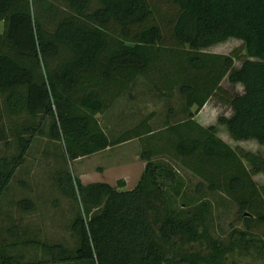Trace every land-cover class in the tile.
<instances>
[{
  "label": "trees",
  "instance_id": "16d2710c",
  "mask_svg": "<svg viewBox=\"0 0 264 264\" xmlns=\"http://www.w3.org/2000/svg\"><path fill=\"white\" fill-rule=\"evenodd\" d=\"M89 1L65 0L46 28L32 10L46 0H0V141L16 148L0 154V195L35 136L60 141L68 159L136 138L142 169L124 189L123 178L82 183L58 170L57 187L76 203L74 247L26 239L49 253L27 262L6 250L14 241L1 243L0 264H238L225 263L226 255L250 247L264 261V187L252 178L264 172V159L193 118L218 97L231 107L216 118L229 135L264 144V0H96L87 10ZM229 37L240 48L204 49ZM225 75L241 93L222 96ZM137 79L161 97L177 93L181 106L169 107L158 126L144 116L126 134L108 137L95 115ZM175 164L198 177L195 195ZM204 190L237 206L242 228L231 229L226 244L209 234ZM193 242L207 250H192Z\"/></svg>",
  "mask_w": 264,
  "mask_h": 264
},
{
  "label": "rangeland",
  "instance_id": "374dc122",
  "mask_svg": "<svg viewBox=\"0 0 264 264\" xmlns=\"http://www.w3.org/2000/svg\"><path fill=\"white\" fill-rule=\"evenodd\" d=\"M46 1L48 5L45 7H41L39 3L32 4V10L40 16L46 28H51L56 18L65 11V0ZM96 5V0H90L87 10ZM1 27L0 21V29ZM240 45L241 40L229 37L204 49L227 53L232 49L240 48ZM238 65L239 61L235 60L232 67L237 68ZM220 87L222 96L227 98L242 92V85L238 82H229L226 75L221 79ZM181 102L182 99L177 93L170 99L161 97L149 90L147 84L137 79L130 91L118 97L97 118L107 136L116 137L129 132L130 127L144 116L149 117L150 124L160 125L168 108H179ZM230 113L231 107L227 101L223 102L218 97L212 96L195 113V118L203 125L214 124L216 134L230 146L249 150L264 159V144L252 138H233L228 134L225 125L216 120L217 116H228ZM139 148L138 139L131 138L91 154L68 159L60 141L35 136L27 148L24 161L16 168L14 178L9 180L3 192L4 195H20L19 197L28 199L20 201L18 205L15 203L16 208L10 206L9 211L0 213V244L14 241L15 244L9 245L6 250L27 262L36 259L46 260L49 258V253L43 250L39 243H27L26 239L60 243L71 250L76 238L69 224L74 216L76 203L63 195L57 187L55 176L58 170L66 169L80 177L83 182L98 180L114 185L116 179L123 178L125 184L119 188H130L134 185L143 165V161L138 157ZM2 153L10 156L16 153V148L13 143L6 147L3 141H0V154ZM177 168L183 179V188L187 193H194L193 189L198 177L185 168L180 166ZM252 178L256 184L264 187V172L253 174ZM202 197L210 203L205 219L211 238L226 244L231 229L242 228V220L236 204L216 191L204 190ZM173 203L177 206L180 201L177 199ZM21 240L23 242H20ZM190 245L192 250L203 252L207 250L204 244L193 242ZM231 258L238 264H264L251 247L248 252L234 248L226 255L225 263Z\"/></svg>",
  "mask_w": 264,
  "mask_h": 264
},
{
  "label": "crops",
  "instance_id": "0c3cea01",
  "mask_svg": "<svg viewBox=\"0 0 264 264\" xmlns=\"http://www.w3.org/2000/svg\"><path fill=\"white\" fill-rule=\"evenodd\" d=\"M215 44V43H214ZM211 45H213V44H211ZM210 46V45H209ZM208 47V46H207ZM206 48V47H205ZM207 51H209V50H207ZM210 52H216V53H224V52H217V51H210ZM221 81V80H220ZM219 85H220V82H219ZM210 97H212V96H210ZM210 97H208L207 99H206V101L210 98ZM206 101L203 103V105L201 106V107H203L205 104H206ZM102 113L103 112H101V113H97L95 116H96V118H97V116L100 114V115H102ZM193 118L197 121V119L195 118V114H194V116H193ZM197 122H199V121H197ZM200 123V122H199ZM200 124H202V123H200ZM203 125V124H202ZM214 125V124H213ZM229 134V133H228ZM219 136V135H218ZM220 137V136H219ZM221 138V137H220ZM222 139V138H221ZM222 140H224V139H222ZM225 141V140H224ZM226 142V141H225ZM3 145H4V142H3ZM5 146V145H4ZM143 166V165H142ZM142 169V168H141ZM141 171V170H140ZM15 173H16V169H15V171H14V173L12 174V176H11V178L10 179H13L14 178V176H15ZM139 175V174H138ZM79 178V180L81 181V182H83L82 180H81V178L80 177H78ZM106 182V181H105ZM125 182V181H124ZM83 183H85V182H83ZM125 184V183H124ZM5 190H6V188L4 189V191L3 192H5ZM20 195H9V194H6V195H4L3 193L0 195V213L3 211V212H5L6 210H8L9 211V208H10V206H14V208H16L15 207V203L18 205V203L20 202V201H25V200H27V199H23V197H19ZM25 208V207H24ZM27 208V207H26Z\"/></svg>",
  "mask_w": 264,
  "mask_h": 264
}]
</instances>
